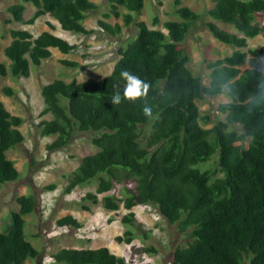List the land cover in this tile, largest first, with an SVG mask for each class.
<instances>
[{
	"label": "trees",
	"instance_id": "trees-1",
	"mask_svg": "<svg viewBox=\"0 0 264 264\" xmlns=\"http://www.w3.org/2000/svg\"><path fill=\"white\" fill-rule=\"evenodd\" d=\"M26 4L35 8L28 20L24 18ZM108 4L105 19L122 18L124 27L135 24L138 30L137 37L119 50L120 59L110 75L81 83L58 79L41 88L44 108L40 116L50 119L39 123L40 136L56 137L47 151L64 149L76 133L87 132L95 134L91 142L99 149L81 159L68 176L65 193L98 180L96 192H88L82 202L98 204L103 196L102 205L110 211L118 210V202H123L130 211L123 222L130 229L116 241L127 245L135 236L132 210L139 205H155L166 221L189 239L186 246L175 248L172 264H264V64L257 51H242L249 39L264 32L260 21L264 0H214L206 27L218 42L237 50L210 63L206 86L201 77L191 73L189 56L180 47L201 14L175 0L178 20L164 24L165 34L136 21L145 0H108ZM97 9L98 5L89 0H20L9 6L11 18L6 23L32 26L48 15L62 31L88 36L95 32L87 30L83 22ZM217 22L235 32L220 28ZM158 23L156 18L154 24ZM48 26L54 29L52 23ZM97 26L114 37L123 28L103 20ZM10 33L12 41L4 50L10 65L0 64L1 77L29 78L33 66L40 67L52 58L51 49L63 55L77 49L50 31L36 37L22 28ZM61 64L79 67L70 60H61ZM122 70L139 77L147 93L112 104L114 90L123 87ZM4 94L12 96L14 90L5 88ZM204 97L230 99L218 108L226 115L225 121L209 129L201 124L204 117L197 104ZM144 106L151 108L150 116L143 114ZM23 123L22 117L11 114L0 101V189L20 178L7 153L26 142ZM234 126L241 132L232 129ZM214 156H218L217 171L200 168ZM117 185L123 187L125 198L111 194ZM17 203L19 211L9 213L8 227L0 232V264H27L40 255L27 238L24 219L35 212L37 199L22 195ZM82 208L90 211L87 205ZM56 224L60 228L82 227L72 215L58 219ZM145 251L156 253L153 247ZM52 257L58 264H127L108 247L63 248Z\"/></svg>",
	"mask_w": 264,
	"mask_h": 264
},
{
	"label": "rangeland",
	"instance_id": "rangeland-1",
	"mask_svg": "<svg viewBox=\"0 0 264 264\" xmlns=\"http://www.w3.org/2000/svg\"><path fill=\"white\" fill-rule=\"evenodd\" d=\"M89 1L96 3L98 9L89 12L83 22L87 30L95 32L86 36L62 31L58 23L48 15L32 26L16 22L7 24L6 21L11 18L7 11L8 6L19 3L20 0H0V64H5L7 68L10 65L4 50L12 41L10 33L12 29H27L35 37L47 30L77 46L70 55H63L57 49H53L52 58L44 61L40 67L33 66L29 78L15 79L10 74L7 77L0 76V101L11 114L24 119L21 131L26 138L23 145L7 153L8 158L17 164L20 178L0 189V232L6 231L8 227L6 220L9 213L19 211L17 198L22 195H34L37 205L33 214L24 217L25 232L28 240L40 251V255L37 259L28 260L27 264H58L52 256L63 248L101 247H108L114 254L124 258L127 264H172L175 248L186 246L189 239L186 235L180 234L176 226L170 225L155 205H139L132 210L135 213V221L131 229L135 236L133 242L127 245L116 241L117 237L124 236L130 229L129 225L123 222V218L130 212L124 208L123 202H118L119 209L116 211L103 207V196H100L98 204L82 202V198L88 192H96L98 180L81 185L69 194L65 193L69 182L68 176L79 166L81 159L99 150L92 145L91 140L95 135L93 132L76 133L69 146L54 152H48L46 148L56 137L40 136L39 123L50 119V116H40L44 108L42 86L58 79L66 82L75 80L78 83L104 79L110 75L115 63L120 59L119 50L137 37L138 30L135 24L124 27L122 18L103 17L109 10L108 0ZM161 1L162 5L159 4L160 0H145L141 15H135L136 21H143L150 29L168 34L164 24L167 21L178 20L174 15L175 0ZM27 5L25 20L30 19L35 11L31 4ZM182 5L202 16L180 47L189 56L188 68L191 73L201 77L206 86L209 84L210 63L225 58L237 49L218 42L206 27L209 21L208 11L213 8L214 0H182ZM120 11L125 13L123 8ZM156 18L159 19L157 25L154 24ZM99 20L112 25H122L121 34L115 37L107 34L97 26ZM260 21L264 26V17H261ZM49 22L54 25V29L48 26ZM217 24L224 30L235 32L229 25L221 22ZM249 50L257 51L260 61L264 64V32L248 40V47L242 51ZM61 60L78 62L79 67L67 68L61 64ZM5 88L13 89L14 94L5 95ZM228 102L230 99L227 97H204L197 100L200 113L204 117L201 121L202 126L209 129L220 121H225L226 115L220 113L218 108L220 104ZM232 129L241 132L239 127L234 126ZM200 168L217 171L218 156H214ZM220 175L218 173V176ZM53 185L56 189H49ZM111 194L125 198L123 187L120 185H117ZM82 205L89 206L90 211H84ZM67 215L74 216L82 227L79 229L58 227L57 220ZM7 223L10 225L9 221ZM145 235L148 236L147 239H144ZM151 247L155 248V254L145 251Z\"/></svg>",
	"mask_w": 264,
	"mask_h": 264
},
{
	"label": "clouds",
	"instance_id": "clouds-1",
	"mask_svg": "<svg viewBox=\"0 0 264 264\" xmlns=\"http://www.w3.org/2000/svg\"><path fill=\"white\" fill-rule=\"evenodd\" d=\"M120 77L123 81V87H117L112 96L111 103L119 104L124 99H138L146 95L147 88L143 81L139 79L134 73L122 70ZM151 108L148 106L143 107V114L145 116L151 115Z\"/></svg>",
	"mask_w": 264,
	"mask_h": 264
},
{
	"label": "crops",
	"instance_id": "crops-1",
	"mask_svg": "<svg viewBox=\"0 0 264 264\" xmlns=\"http://www.w3.org/2000/svg\"><path fill=\"white\" fill-rule=\"evenodd\" d=\"M13 5V4H12ZM11 6V5H10ZM9 7V6H8ZM27 9H28V5H27ZM27 11V10H26ZM8 16H9V14H8ZM10 17V16H9ZM9 19V18H8ZM45 31H47V30H45ZM58 36V35H57ZM60 37V36H59ZM53 49H51V51H52ZM15 166L17 167V164L15 163ZM17 169H18V167H17ZM20 173V172H19Z\"/></svg>",
	"mask_w": 264,
	"mask_h": 264
}]
</instances>
